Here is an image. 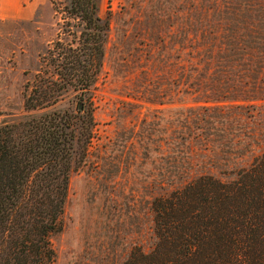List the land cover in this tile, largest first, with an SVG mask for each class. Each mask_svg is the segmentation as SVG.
<instances>
[{
    "label": "trees",
    "instance_id": "trees-1",
    "mask_svg": "<svg viewBox=\"0 0 264 264\" xmlns=\"http://www.w3.org/2000/svg\"><path fill=\"white\" fill-rule=\"evenodd\" d=\"M64 1L73 30L40 55L24 112L0 125V264L54 263L50 237L61 230L70 178L86 166L96 134L93 96L109 18L100 0ZM256 13L253 28L241 23L204 45L214 55L196 56L190 43L176 57L177 95L192 101L180 145L207 139V151L230 157L215 154L210 172L153 198L156 243L149 252L135 247L126 264H264V11ZM247 141L244 148L260 142L263 150L238 165L234 147Z\"/></svg>",
    "mask_w": 264,
    "mask_h": 264
},
{
    "label": "rangeland",
    "instance_id": "rangeland-1",
    "mask_svg": "<svg viewBox=\"0 0 264 264\" xmlns=\"http://www.w3.org/2000/svg\"><path fill=\"white\" fill-rule=\"evenodd\" d=\"M65 5L0 0V125L24 112V86L39 59L66 39ZM100 10L110 30L94 88L96 134L86 166L70 178L61 230L50 237L53 264H126L135 247L151 251L153 198L210 172L215 154L230 157L207 151V139L180 145L177 130L188 125L182 113L192 101L179 100L175 59L214 55L204 45L226 40L241 23L253 28L264 0H100ZM190 43L195 49L185 50ZM248 142L234 147L231 161L249 166L262 152L260 142L244 148Z\"/></svg>",
    "mask_w": 264,
    "mask_h": 264
}]
</instances>
